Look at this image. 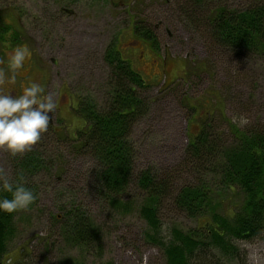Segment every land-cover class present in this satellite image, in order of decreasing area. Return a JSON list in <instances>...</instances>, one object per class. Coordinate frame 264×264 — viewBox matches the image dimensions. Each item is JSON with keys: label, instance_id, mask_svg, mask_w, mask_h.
Wrapping results in <instances>:
<instances>
[{"label": "rangeland", "instance_id": "obj_1", "mask_svg": "<svg viewBox=\"0 0 264 264\" xmlns=\"http://www.w3.org/2000/svg\"><path fill=\"white\" fill-rule=\"evenodd\" d=\"M175 1L0 0V69L11 74L7 61L14 48L30 52L26 67L17 70L15 82H8V91L18 90L19 95L20 82H36L56 104L48 130L30 150L16 156L0 150V169L13 181L22 175L37 195L28 209L16 212L3 264H165L163 249L147 237L151 229L140 214L146 201L137 184L139 175L151 169L158 177L170 175L178 186L198 181L197 174H182V160L189 135L198 132L208 110L217 109L214 125L229 143L227 125L234 115L247 116L249 123L242 128L264 130V58L250 56L241 64L211 49L178 17ZM223 3L237 9L244 0ZM138 22L157 34L154 50L135 40ZM111 43L150 87L141 93L151 103L131 134L132 181L117 205L100 192L96 161L72 146L78 131L86 128L79 102L90 98L102 107L107 101L110 68L105 51ZM202 64L207 73L198 69ZM30 154L43 162L33 173L24 165ZM214 176L207 177L208 187L221 184V176ZM213 200L220 213L229 214L241 207L242 196L237 189H224ZM76 208L98 227L96 246L87 249L70 240L66 215ZM159 218L164 241L175 228L187 232L199 227L196 218L169 202ZM238 245L246 252L247 264H264V238Z\"/></svg>", "mask_w": 264, "mask_h": 264}, {"label": "trees", "instance_id": "obj_2", "mask_svg": "<svg viewBox=\"0 0 264 264\" xmlns=\"http://www.w3.org/2000/svg\"><path fill=\"white\" fill-rule=\"evenodd\" d=\"M175 10L211 49L230 55L241 64L250 56L264 58V0H244L237 9H231L223 0H176ZM133 35L152 50L159 43L154 30L143 22L135 24ZM123 58L118 46L111 43L105 51V62L110 68L107 101L102 107L90 98L79 102L78 113L86 128L79 130L72 141L75 152L96 161L100 192L113 205L122 201L132 181L135 154L131 134L151 107L141 93L150 87ZM198 69L208 72L204 64ZM213 110H208L207 120L198 132L189 135L182 160V174H197L198 181L178 186L172 184L170 175L158 177L151 169L137 179L146 201L140 214L151 229L147 237L163 249L165 264H247L246 252L238 242L264 238V130L254 126L242 128L229 121V143L216 130L213 113L217 109ZM219 114L221 120L222 112ZM24 165L33 173L43 167V162L30 154ZM209 175L221 176V184L208 187ZM224 189H237L242 196L241 207L229 214L220 213L213 204L216 192ZM3 196L11 198L0 190V197ZM166 202L196 218L199 227L187 232L175 228L167 241L162 240L159 212ZM16 212L0 211V264L15 233ZM91 223L86 212L72 210L66 215L70 240L87 249L96 246L100 232Z\"/></svg>", "mask_w": 264, "mask_h": 264}, {"label": "clouds", "instance_id": "obj_3", "mask_svg": "<svg viewBox=\"0 0 264 264\" xmlns=\"http://www.w3.org/2000/svg\"><path fill=\"white\" fill-rule=\"evenodd\" d=\"M30 52L26 47H16L8 53L10 75L0 69V85L15 82L17 70L25 66ZM56 104L52 94H44V88L36 82L23 87L22 93L13 94L0 88V150L10 155L30 150L48 130ZM232 122L239 127L249 123L247 116L234 115ZM0 190L11 195L0 197V211L14 213L28 209L37 199L33 189L26 186L23 176L13 181L0 169Z\"/></svg>", "mask_w": 264, "mask_h": 264}, {"label": "flooded vegetation", "instance_id": "obj_4", "mask_svg": "<svg viewBox=\"0 0 264 264\" xmlns=\"http://www.w3.org/2000/svg\"><path fill=\"white\" fill-rule=\"evenodd\" d=\"M0 23H1V22H0ZM25 67H26V64H25V66H24L23 68H25ZM0 68H1V66H0ZM2 70H3V69H2ZM5 73H6V72H5ZM9 83H11V82H9ZM19 86H20V88L25 87V86H26V82H24V80H23L22 82H20ZM0 88H2L4 91H8V82L4 83L3 85H0ZM11 92H13V94L18 95V92H19V91L13 89V91H11Z\"/></svg>", "mask_w": 264, "mask_h": 264}]
</instances>
